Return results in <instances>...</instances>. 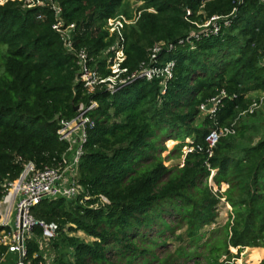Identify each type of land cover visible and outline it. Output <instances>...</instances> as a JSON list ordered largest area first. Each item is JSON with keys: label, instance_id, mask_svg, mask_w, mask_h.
Listing matches in <instances>:
<instances>
[{"label": "trees", "instance_id": "1", "mask_svg": "<svg viewBox=\"0 0 264 264\" xmlns=\"http://www.w3.org/2000/svg\"><path fill=\"white\" fill-rule=\"evenodd\" d=\"M53 1L59 12L48 2L0 4V43L7 47L0 62V201L27 162L61 165L70 143L60 137V121L76 117L80 103L97 105L87 112L91 122L77 165L83 194L48 196L30 207L35 219L59 229L47 240L49 251L41 246V225L25 231L24 263L171 264L182 258L241 264L236 258L245 247H264V132L257 141L253 133L264 121L255 120L259 107L248 111L264 92V1L136 0L143 2L142 12L124 30L123 65L134 72L143 62L175 64L168 79L138 78L115 92L87 91L76 51L86 49L89 64L102 77L110 75L117 37L107 19L127 0ZM213 16L219 18L205 26ZM58 19L70 29V44L53 28ZM159 42L164 48L152 61L151 48ZM217 96L215 113L197 121L201 104ZM244 115L253 122L243 121ZM226 126L234 131L221 136L210 154L207 134ZM167 141L176 144L168 149ZM174 158L182 160L169 165ZM223 198L232 211L208 236L202 229L216 222ZM1 218L0 234L10 235ZM183 224L186 232L176 234ZM166 237L182 242L177 258L159 256ZM8 251L1 244L0 258ZM247 255L248 262L262 256L257 249Z\"/></svg>", "mask_w": 264, "mask_h": 264}, {"label": "built area", "instance_id": "2", "mask_svg": "<svg viewBox=\"0 0 264 264\" xmlns=\"http://www.w3.org/2000/svg\"><path fill=\"white\" fill-rule=\"evenodd\" d=\"M9 1L15 0H0V4L4 5ZM24 1L25 5L28 7H33L35 5H42L48 2L47 0H20ZM264 1V0H263ZM49 5L51 4L52 8L57 12L60 11L59 6L53 1L49 0ZM152 10V9H150ZM142 10H140L135 19L129 18L127 15L120 13L115 16L109 17L107 19L106 27L109 32L113 35H116V41L113 45L114 55L109 57L108 67L111 70V74L102 77L96 69H94L90 64V58L86 49H80L76 51L78 57V63L80 66L79 73L80 79L84 82V85L87 91L92 92L97 88H105L112 92H115L122 85L131 83L132 81L138 78H145L152 80L154 78L168 79L172 76V70L174 67V61H168L164 66L149 65L146 62H143L140 68L134 72H130L128 67L124 66L126 60V51L125 43L126 38L124 34L125 28L135 23L141 15ZM219 16H213L210 20L205 23V26H208L212 21L217 20ZM73 27V26H71ZM70 27V28H71ZM53 28L58 32L62 33L65 39L68 41L71 40V36L68 28H64L63 23L58 19ZM219 27L217 23L214 24V31L217 32ZM70 44V43H69ZM164 48L163 43H156L151 48V60L154 61L159 53ZM170 48H173V45H170ZM222 96L225 95V92H222ZM221 96L214 97L206 103L201 104V109L203 113L214 114L218 104L221 101ZM263 98H260V102L254 101L249 107L248 111L253 113L258 107H260ZM79 105V114L70 119V120H61V127L59 129V134L61 139L67 140L70 143L67 151L63 155V163L57 167L44 166L42 168L37 167L33 162H27L25 168L19 177L14 182L9 184L10 188L7 193V200H11L13 204L11 211L2 212L3 218H1V223L4 226H9L12 228L11 240L6 243L9 245V250L14 252H19L20 256V231L19 223L21 219V210L23 205L28 201L24 209V232L30 231L34 225H41L43 227V237L46 240H50L56 236L59 226L56 222H45L39 221L34 218L30 213V207L33 204L38 203L45 197H59L66 196L71 198H77L80 195L84 188L79 184L77 180V165L84 152V143L87 140L86 127L87 124L91 122L90 118L87 116V112L97 105L96 101H91L89 104L80 103ZM234 130L232 127H219L213 128L206 136V142L208 144V151L210 154L213 153V149L216 147L221 136L228 133H232ZM85 193V192H84ZM83 194V193H82ZM81 194V195H82ZM85 199H90L91 196L89 193L84 194ZM6 199V197L4 198ZM6 200V201H7ZM101 202H108V199L105 196H101ZM100 202V203H101ZM5 203V202H4ZM4 203L2 206L4 207ZM18 205V208L17 206ZM2 207V208H3ZM10 207V206H9ZM17 209V224L16 230L11 224L14 217V210ZM3 210V209H2ZM1 212V210H0ZM1 214V213H0ZM5 244V243H4ZM23 250L25 258V246H24V235H23ZM25 261V260H24ZM20 261V257L15 264H25Z\"/></svg>", "mask_w": 264, "mask_h": 264}, {"label": "rangeland", "instance_id": "3", "mask_svg": "<svg viewBox=\"0 0 264 264\" xmlns=\"http://www.w3.org/2000/svg\"><path fill=\"white\" fill-rule=\"evenodd\" d=\"M142 5H143L142 1L127 0V1H125L123 3V5L121 7V10H120V13H123V14L127 15L131 19H135L137 17L138 12L141 10ZM120 13H118V14H120ZM6 49H7L6 45L3 44V43H0V62L4 61V55L6 53ZM101 56H102V58H104V54H102ZM3 72H4V67L2 65H0V73H3ZM254 97L263 98V101H262V103H261V105L259 107V110H258V115L256 117L257 119H255V120L256 121H259V120H263L264 121V92H258L257 96H254ZM205 115H206V112L203 113L202 115H200L197 121L202 122L204 117H205ZM243 118H244L243 121H245V122H250V123L253 122L252 117L244 115ZM257 125H260V124H257ZM260 126L261 127H260V130L258 132L253 130V133L255 134V137H254L255 141H257L259 136H261V134L264 132V126H262V125H260ZM175 144H176L175 141H174L173 144H171V143L169 144V141L166 142V146L168 147V149H172ZM184 151L187 152L188 148H185ZM163 154L167 155L168 154V150L165 151ZM181 160L180 159L178 160L177 158H174V159H170L169 161H167V163L169 165H171V164H174V163H176L178 161L180 162ZM225 188H226V184H223L221 189L224 190ZM6 200H7V196H6V199H3V200L0 201V210H1L0 213H1L2 218H3L2 212H6L5 211L6 207H3L2 204L4 202H6ZM12 205L13 204L11 203L10 207L7 208V211H11L12 210L11 209V207H13ZM16 206L18 208V205H16ZM231 211H232L231 205L225 200V198L221 199V202L218 205V217H217L216 222L214 224H211L209 226L204 227L202 229V231H206L207 235L209 236L211 234V231L214 228H217L219 226H224V224L226 223ZM16 217H17V209L15 208L13 221L11 222V224L14 226L15 230L17 228L16 227V224H17V218ZM186 230H187V226L185 224H183V226H179V228H177V230L175 232H176V234L185 233ZM3 233L4 234H2V236L0 237V243H2V244L5 243L6 244L7 242H9L8 241V236L9 235L6 234V231H4ZM69 233H70V235H75V236H78L80 238L91 239L83 231H69ZM42 241H45V243L42 242V245H41L42 249L46 250V251H49L50 250L49 249V247H50L49 246V241H47L46 239H44ZM181 243L182 242L179 241L177 238H168V237H166V244H165L166 246L162 247L163 252H159V256L161 258H164L168 254H171V255H173L174 257L177 258V256H176V248L179 247ZM8 244H10V243H8ZM251 248L252 247H245V249L242 252H240V254H239L240 257L236 258V262L238 263V261H240L241 264H259V263H254V261H251V262L247 261V256H248L247 254H248V252L250 251ZM230 250L234 254L239 253L238 247H230ZM171 264H197V262H195L194 260H185V259H182V258H178L177 260L172 261ZM200 264H206V263H204V262L202 263L201 262Z\"/></svg>", "mask_w": 264, "mask_h": 264}, {"label": "crops", "instance_id": "4", "mask_svg": "<svg viewBox=\"0 0 264 264\" xmlns=\"http://www.w3.org/2000/svg\"><path fill=\"white\" fill-rule=\"evenodd\" d=\"M10 201L11 200H8L7 205H8V203H10ZM3 232L0 234V237L2 236V234H4ZM10 240H11V236H8V241H10ZM1 244L2 243H0V245ZM251 249H257L260 251L262 256L259 258L258 261H254V263H260L264 259V247L258 246V247H252ZM18 259H19V252H14V251L9 250L3 256H1L0 264H15L18 261Z\"/></svg>", "mask_w": 264, "mask_h": 264}, {"label": "water", "instance_id": "5", "mask_svg": "<svg viewBox=\"0 0 264 264\" xmlns=\"http://www.w3.org/2000/svg\"><path fill=\"white\" fill-rule=\"evenodd\" d=\"M79 105L75 106V109H78ZM28 201L23 205V208L21 210V219H20V223H19V231H20V236H21V240H20V246H21V250H20V261L23 262L24 261V250H23V235H24V209L27 205ZM225 256L222 257L221 260H224Z\"/></svg>", "mask_w": 264, "mask_h": 264}, {"label": "bare ground", "instance_id": "6", "mask_svg": "<svg viewBox=\"0 0 264 264\" xmlns=\"http://www.w3.org/2000/svg\"><path fill=\"white\" fill-rule=\"evenodd\" d=\"M7 202H8V200L4 203V207H9L10 206L11 201H10V203H8V205H7Z\"/></svg>", "mask_w": 264, "mask_h": 264}]
</instances>
